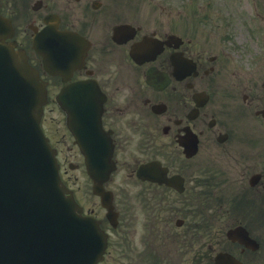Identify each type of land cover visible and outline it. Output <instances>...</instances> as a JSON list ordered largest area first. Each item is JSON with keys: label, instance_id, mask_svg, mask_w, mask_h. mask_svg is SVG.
<instances>
[{"label": "flooded vegetation", "instance_id": "af4514ba", "mask_svg": "<svg viewBox=\"0 0 264 264\" xmlns=\"http://www.w3.org/2000/svg\"><path fill=\"white\" fill-rule=\"evenodd\" d=\"M187 4L210 31L190 27ZM0 16V42L26 50L51 98L63 82L41 69L33 36L76 31L87 44L71 81L97 82L113 168L93 161L95 137L79 150L64 112L47 135L65 181L81 168L90 193L87 169L106 177L112 220L99 198L82 210L110 233L119 264H264L263 0H0ZM122 23L134 29L114 36Z\"/></svg>", "mask_w": 264, "mask_h": 264}, {"label": "water", "instance_id": "95a60500", "mask_svg": "<svg viewBox=\"0 0 264 264\" xmlns=\"http://www.w3.org/2000/svg\"><path fill=\"white\" fill-rule=\"evenodd\" d=\"M56 36L53 43L52 31L42 34L40 51L47 60L48 52L64 49L70 53L72 37ZM44 100L43 85L25 56L1 45L0 264H27L21 260L23 253L46 248L55 236L68 250L58 264H96L105 247L104 235L94 220L75 214L77 205L65 194L39 126ZM102 153L103 158L107 156L106 149ZM51 260L48 257V264H55Z\"/></svg>", "mask_w": 264, "mask_h": 264}, {"label": "rangeland", "instance_id": "374dc122", "mask_svg": "<svg viewBox=\"0 0 264 264\" xmlns=\"http://www.w3.org/2000/svg\"><path fill=\"white\" fill-rule=\"evenodd\" d=\"M263 4H264V0H263ZM191 5H186L187 8V12L191 15V18H194L196 20V28L197 31H210L209 30V26H210V20H208V18L206 16H202V17H197L196 16V11L197 10H192ZM159 13V15L163 18H166V15L163 12H160V9H158L156 11V13ZM171 17L173 18H177V14L176 11H173L172 14H169ZM167 19V18H166ZM215 23L217 24V21H215ZM46 113H45V118L48 122L49 119L53 118V119H60L61 118V111L58 110L54 105L50 104L47 106L46 108ZM49 125V124H48ZM57 130L59 133L64 134L65 130L63 127L56 125ZM67 145L63 146L62 152H63V156L67 157V155H69L70 153L72 154V157L69 158L70 160H72L75 163H79V158L78 156L76 157L74 152H75V148H70V147H66ZM67 177H70V179L68 180L70 183H72L73 188L77 189L79 188L80 191H76L78 197L81 199L82 202L85 203V200H89V203H85L86 207L90 206L91 207H97L96 204V200L97 198L94 197L93 195H91L90 193H84L85 187H84V175H83V171L81 168H77V169H69L67 168ZM75 193V194H76ZM76 195V196H77ZM117 239H115L116 241ZM122 244H126V240L122 239L121 240ZM119 250L122 252L123 251V247L122 245H119V243H117ZM127 251V250H126ZM128 253V258H129V252ZM124 256L126 257V253L124 254ZM121 261V256L118 257L116 255V246L115 243L112 240H110L109 242V247H108V252H107V258L105 259V262H103L102 264H119V262Z\"/></svg>", "mask_w": 264, "mask_h": 264}]
</instances>
